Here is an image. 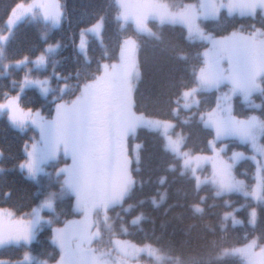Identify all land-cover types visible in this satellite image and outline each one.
<instances>
[{"label":"snow or ice","instance_id":"1","mask_svg":"<svg viewBox=\"0 0 264 264\" xmlns=\"http://www.w3.org/2000/svg\"><path fill=\"white\" fill-rule=\"evenodd\" d=\"M113 4L117 12L116 20L121 26L134 25L137 34L159 38L149 28V21L158 22L161 26L180 25L186 30L190 40H198L205 46L206 50L202 54L203 66L198 71L193 69L194 86L183 85L176 103L184 111H191L193 116L199 115V122L203 127L215 133L213 140L209 141L215 157H196L197 161H212V176L201 180L196 175L199 165L193 167L190 153L181 150L185 137L177 134L173 139L169 135V129H174L176 125L147 118L134 110L133 93L139 79V69L134 58L137 41L126 37L120 45L119 62L98 64L96 72L84 77L83 83L80 82L79 73L75 77V86L69 84L70 77H57L64 83V87L58 89H52L48 80L29 79L28 75H25L19 85L14 82L20 92L26 87L37 86L44 96L50 92L58 93L53 96L55 116L52 119H46L39 111L33 114L29 110L25 113L19 105V95L8 98L5 94L7 102L0 103V112L6 110L5 114L12 126L23 131L31 124L39 130V139L31 145L30 150L26 146L27 159L19 165L21 171H26L27 178L35 180L45 172L46 165L56 163L61 156L65 160L70 158L71 163L55 173L60 184L59 191L48 192L24 217L17 218L13 212L5 213L0 209V249L30 246L41 229L54 222L51 218L45 219L41 213L47 210L55 216L57 202L71 195L75 197V208L83 219L72 221L64 228L53 229L52 242L60 250L57 264H128L130 257H136L138 253L145 251L149 256L162 259L158 254L161 250L154 249L151 245L137 248L111 238L116 235L117 221L121 231L127 229L121 214L111 217L108 215L110 210L120 207L123 213L130 214L136 208L142 209L145 203L159 208L169 198L168 179L166 175H162L158 178L155 195L148 200H139L135 205L124 207L137 187H143V181L138 183L134 177V172L139 171V167L133 169L130 166L132 161L127 150L128 138L134 137L141 128L163 131L165 151L178 161H183L180 175L191 173L197 195L203 186H210L213 200L222 199L232 193H240L245 198L251 197L256 206L251 207L248 223L253 226L257 223V206L264 207V163L257 160V155L264 157V118L251 115L238 119L233 114L231 99L233 96H240L250 108H261L264 111V105H256L252 99L255 94L264 97V0H194L192 3L181 4H176L174 0H113ZM222 10L230 17H250L253 23L249 24L248 30L242 27L227 36L216 38L201 27V22L217 19ZM28 11L33 19L42 18L52 27L59 25L63 16L58 0H33ZM257 21L260 22V27L256 26ZM13 24L10 19L9 25ZM89 32L103 42V17L81 34L80 51L85 56L87 49L84 36ZM10 39L11 29L9 35H0V75H4L5 70L12 67L4 63L6 46ZM57 48L58 44L49 45L35 61L24 57L16 61L15 67L27 66L29 63L38 68L44 67ZM179 58L187 59L182 53ZM222 87H227L228 92L217 98L216 107L207 113H200L201 101L197 96L213 90L220 91ZM66 95H74V98L65 100ZM173 113L178 116L176 109ZM190 122L186 118L182 123ZM227 138L250 145L256 154L251 157L259 165L255 187L249 188L233 174L235 163L245 158L243 153L234 152L230 158L232 163L220 160L216 142ZM139 148L137 145V149ZM224 150L220 148L219 151ZM139 163L137 154V166ZM169 170H176L175 166H170ZM2 171L0 168V172ZM215 206L208 203L207 196L198 195L197 201L189 206V210L193 218L203 220ZM224 206L232 208L227 201H224ZM238 211L239 209H233L225 212L217 225L206 227L211 232H226L229 227L243 223L235 215ZM146 219L148 217L141 210L133 217L131 224L139 226ZM104 232L109 235L107 250L93 247L103 241ZM212 247H217L215 242ZM113 252L116 253L115 257ZM222 258H233L237 264H264V235L250 240L246 238L241 247L221 248L215 256L189 260L177 257L174 264H212L213 259ZM0 264H11V261L0 259ZM17 264H48V261L25 252Z\"/></svg>","mask_w":264,"mask_h":264},{"label":"trees","instance_id":"2","mask_svg":"<svg viewBox=\"0 0 264 264\" xmlns=\"http://www.w3.org/2000/svg\"><path fill=\"white\" fill-rule=\"evenodd\" d=\"M26 0H0V30L6 28L5 20L11 8L17 3ZM63 6V20L59 27L52 29L44 38L42 36L45 25L39 21L24 20L19 23L6 47V59L17 60L24 55L34 57L44 50L47 42L60 41L58 51L50 56V64L43 69L50 74L54 69L56 76H52L53 88H63L64 83L57 77H70L69 84L75 86L76 74H80V82L84 77L96 72L98 64L104 60H113L120 57V45L127 36H134L138 47V64L140 69L139 79L136 82L133 93L134 110L144 115L172 119L184 133L183 147L191 152L211 151L209 141L213 140V132L205 129L199 122V115L193 116L192 112H183L181 115L172 114L173 102L180 94L183 85L193 84V69L198 70L203 65L202 52L204 45L198 40H190L186 30L180 25L161 26L155 21H150L152 30L159 38L140 35L135 32L133 25H123L116 20V9L113 0H61ZM103 17L102 40L90 37L88 42V58L84 57L76 49V41L81 28L87 27L99 18ZM253 23L250 17L228 16L221 12L219 18L206 20L205 27L214 34L227 33L232 29L248 30ZM260 26V22H256ZM187 59H180L179 54ZM19 75L18 71L14 74ZM10 75H0V99L17 88L12 86ZM205 93L199 107V112L213 107L214 93ZM77 94V93H75ZM58 95V93H56ZM74 95H66L72 98ZM261 96L258 94V98ZM53 99L43 98L35 89L24 90L20 96V103L25 107H41L43 112L50 114L53 107ZM243 105V106H242ZM264 105V101L261 102ZM244 103H236L235 110L238 115H244L248 108ZM264 118V111L257 109ZM193 111H196L193 109ZM241 113V114H239ZM190 123H182L185 119ZM28 139L25 132L11 127L5 118H0V207L11 208L16 213H23L31 209L48 188L42 184L28 179L24 171L19 168V163L25 157L24 147ZM136 139L142 146L139 151L140 163H132L134 177L143 181V187L139 186L131 199L127 200L124 207L135 205L139 200H148L156 194L158 178L166 175L168 179L169 198L159 208H154L150 203H145L143 208H136L130 214L123 213L120 207L109 211V216L115 217L120 213L127 231L117 232L119 235H127L135 242L148 241L164 252L167 257L163 264H174L175 258L184 260L207 258L215 256L219 249L242 243L251 235L260 237L264 235V207L257 206V223L251 226L247 222L229 227L226 232H211L208 227L218 224L226 208L224 201L232 206L236 201L244 198L239 193H232L224 198L212 199L210 186H203L199 196H207L209 204H215L209 210L203 220L193 218L189 206L198 199L195 190V181L190 174L180 175V160L165 151L160 134L146 128L137 130ZM264 142V141H263ZM244 148L247 146L242 144ZM218 149V148H217ZM252 164V163H251ZM175 166L176 170H169ZM250 170V162L243 159L235 166L239 174L242 167ZM54 188L57 187L54 185ZM230 200V201H228ZM59 209L63 216L72 214L70 199H61ZM183 205V206H181ZM66 210V211H65ZM143 211L148 219L139 226L132 225L134 216ZM239 214L245 216L246 211L241 209ZM116 228H120L119 221ZM51 228L44 226L37 234L36 239L28 248L37 256L49 261L57 258L58 249L51 241ZM213 242L217 247L213 248ZM26 247H7L0 250V257L22 259L21 256ZM171 257V258H168ZM12 264V263H11ZM17 264V263H15ZM212 264H237L233 258L213 259Z\"/></svg>","mask_w":264,"mask_h":264},{"label":"rangeland","instance_id":"3","mask_svg":"<svg viewBox=\"0 0 264 264\" xmlns=\"http://www.w3.org/2000/svg\"><path fill=\"white\" fill-rule=\"evenodd\" d=\"M32 2H33V0H26V1L17 2V3L11 8V10H10V12H9V14H8V16H7V18H6V20H5L6 28H5L4 30H0V35H9L10 29H11V35H12V33H13L15 27H16L19 23H21L22 21H24V20H29V21H42V22H44L45 25H46V30H45V31L43 32V34H42V36H43L44 38L47 36V34H48V32H49L50 30H52L53 28H57V27H59V26L61 25L62 20H63V16H64L63 6H62V1H61V0H58V3H59V5H60L61 11L63 12V16H62V19H61V22L59 23V25H57V26H55V27H52L50 23L45 22L42 18H40V19H33V18H32L31 13L28 11L29 5H31ZM174 2H175L176 4H181V3H192V2H194V0H174ZM14 9H15V15H13V10H14ZM222 11H224V12L226 13L225 10H222ZM222 11H221V12H222ZM226 14H227V13H226ZM18 18H19V19H18ZM10 19L14 22L13 25H9V21H10ZM99 19H100V18H99ZM99 19H98V20H99ZM98 20H96L94 23L90 24V25L87 26V27L81 28V30L79 31V33H78V38H77V41H76V49H77L81 54H82V52L80 51V44H81V38H82V37H81V34H82V32H83L85 29H89V28H91L93 25H95V24L98 22ZM209 20H215V19H209ZM205 21H206V20H203V21L201 22V27H202L206 32L211 33L212 35H214L216 38H222V37H224V36L229 35V34H230L231 32H233V31H237V30H239V29H232V30L228 31L227 33H223V34H214V33H212L210 30H208V29L205 27ZM156 23H158V22H156ZM133 26H134V25H133ZM148 26H149V28L153 29V28L151 27V25H150V21H149V23H148ZM256 26H257V27H260L259 25H256ZM89 36H91V37H95V38L100 42V39H99L96 35H94L93 33L89 32V33H87V34L84 36V42H85V45H86V49H87V47H88ZM127 37H132L133 39L136 40V38H135L134 36H132V35H131V36H127ZM125 38H126V37H125ZM125 38H124V39H125ZM136 41H137V40H136ZM57 44L60 46V41H56V42H47L46 45H45V49H46L49 45H57ZM7 45H8V43H7ZM6 47H7V46H6ZM45 49H44V50H45ZM44 50L41 51L38 55H36V56H34V57H32V58H31V57H28L27 55H24V56H22L21 58H19V59H17V60L9 61L8 59H5L4 63H5V64H10V65H12V67L6 69L4 75H9L13 70H18V71H20V74H21L20 79H17V78L15 79V78L13 77V80H14L15 82H17L18 85L21 84V83L23 82L25 75H28V76H29V79H35V80H48L49 85H50V87H51L50 80H51V77H52V76H53V77L56 76V72H55V70H54V69H51L50 75H48L47 73H44V72L42 71L43 69L47 68L48 65L50 64V62H49V61H50V57H49V59H48V61H47L46 66H44V67H39V68H38V67H36V66H35L34 64H32V63H29L27 66H23V65H22V66H20L19 68L15 67V63H16V61H19V60L23 59L24 57H28L30 61H35V60H36V59H37V58H38V57L44 52ZM137 50H138V47H137L136 50H135L134 58H135V60H136V63H137V65H138V69H139V64H138V51H137ZM205 50H206V48H205V46H204L203 49L201 50L202 54H203V52H204ZM57 51H58V48H57L56 52H57ZM56 52H55L53 55H51V56H54V55L56 54ZM119 53H120V51H119ZM5 55H6V51H5ZM83 55H84V54H83ZM84 56H85V55H84ZM85 57H88V52H87V55H86ZM119 59H120V57H119L118 59H116V60H104L101 64H103V63H117V62H119ZM202 66H203V65H202ZM202 66H201V67H202ZM39 71L42 72V73H39ZM139 75H140V69H139ZM136 82H137V81H136ZM32 87L37 88L38 91H39V93L41 94V91H40V88H39V87H37V86H32ZM26 88H27V87H26ZM18 89H19V87H18ZM225 92H228V88H227V87H222V89H221L220 91H216V90H215V94H214V100H215V103H214L213 107L210 108V109H208L207 111H205V112H203V113H207V112L210 111L211 109L215 108V107H216V103H217V98L220 97V96H221L223 93H225ZM20 93H21L20 90H18L17 92H15V93H13V94L7 95V97H8V98H12V97H16L17 95L20 96ZM41 95H42V94H41ZM73 98H74V97H72V98H65V97H64L65 100H70V99H73ZM200 98H202V95L197 96V99H198V100H199ZM252 99H253V101H254V103H255L256 105H261V102L264 101V97L257 98L256 95H254V96L252 97ZM236 100L238 101V103H239V102H240V103H244V101H243V98L240 97V96H233L232 99H231V105H232V109H233V114H234L238 119H245V118H247V117H249V116H251V115H257V116H260L259 112H258L257 110H255V109H252V110L247 111V112H249V113H248L247 115H245V116H240V115H238V113L235 112V109H234V105H235V101H236ZM6 102H7V101H6L5 97H4L3 99H0V103H6ZM182 104H183V101L181 100V101H180V105L182 106ZM19 105H20V107L24 110L25 113H28L29 110H31V112H32L33 114H34L35 112L39 111V112L41 113V115H43L46 119H52V118H54V116H55V102H54L53 111H52L51 114H46V113H44L43 110H42V108H40V107H37V108L24 107V106H22V105L20 104V102H19ZM247 105H248V104H247ZM242 106H243V105H242ZM248 106H249V105H248ZM179 107H180V106L177 105V107H176V111L178 110ZM5 112H6V110H5ZM5 112H0V116H4L5 119H6V121L9 123V125H10L11 127H13L12 124L10 123L9 119H8V116L5 114ZM247 112H246V113H247ZM137 114H141V113H138V112H137ZM145 116H146L147 118H151V119H159V120L167 121V122H170V123L174 124L173 121L170 120V119H164V118H159V117H154V116H149V115H145ZM13 128H15V127H13ZM15 129H17V128H15ZM175 129H177V128H175ZM175 129H169V135H171V136L173 137V139L176 138V135H177V134H181V135H183L181 131H179V130H175ZM17 130H19V129H17ZM20 131H21V130H20ZM22 132H27L28 135H29V136H28L29 139H28L27 142L25 143V148H26V146H27L28 149L30 150V149H31V145H32L33 143H35V142L39 139V130H38L37 128H35L34 126H32L31 124H29V126H28L27 128H25ZM158 132H160L161 135H162L163 138H164L163 131L161 130V131H158ZM135 135H136V134H135ZM214 135H215V133L213 132V138H214ZM183 136H184V135H183ZM130 138H132V141H131V150H132V153H133L134 158L136 159V157H137V153H138L137 145L140 146V144L135 140V136H134V137H129L128 140H127V150L129 149V148H128V143H129ZM262 142H263V141H262ZM225 145H226V147H225ZM244 145L247 146V149L243 147L242 143H240L239 140H236V139H234V138H227V139H225V140H223V141H217V142H216V150H217V152L219 153V158H220V160H222V161H224V162H226V163H232V160H231L230 158L232 157V155H233L234 152H240V153H243V154H244V157H245V158H241V159H239V160L235 163V165H234V167H233V174L235 175V177H236L238 180H242V181H244L245 185H247L249 188H252V187H255L256 182H257V179H258V169H259V165L257 164V160H260L262 163H264V157H261V156L257 155V160H253L251 157H252L253 155H256V154L253 153V151H252L250 145H247V144H244ZM164 146H165V138H164ZM217 148H218V149H217ZM220 148H224L225 150H224L223 152H220V151H219ZM181 150H182L183 152H188V153H190L191 158H192V166H193V167H196L197 164L199 165V167H197L196 175H198V176L201 178V180H204L205 177L210 178V177L212 176V172H213L212 161H211V160H204V159H200L199 161L196 160V157H201V158H203V157H215L216 154L213 153L212 149H211V151H202V152H194V153H192V152H189L187 149H185V148L182 146ZM24 151H25V150H24ZM24 154H25V157L23 158V160H22L18 165H20L21 163H23V162L27 159L26 151H25ZM128 155H129L130 160H132V157H131V155L129 154V151H128ZM243 159L246 160V163L251 162L252 165H251L250 171L244 166V167L241 169L242 174H238V173L235 171V166H236V164H237L239 161H241V160H243ZM70 163H71L70 158L67 159V160H65V158H63V157L61 156V157L59 158V160H58L56 163L46 165V166H45V172L42 173V174H40V175H39L35 180H33V181H37V182H39V183L42 184L41 180L49 181V180L52 179V178H56V175H55L56 171H57L59 168H61V167H65L66 164H70ZM182 163H183V161L180 160V165H182ZM130 166H131V165H130ZM24 172H25V175H26V177H27V173H26V171H24ZM45 173L50 174V175H47V174H45ZM189 174L191 175L190 172H189ZM248 174H250L249 179H248V177H247ZM50 191H54V190H48V192H50ZM58 191H59V190H58ZM58 191H54V192H58ZM48 192H46V194H47ZM46 194H44V195L41 197V199H39V201H38V202H37L32 208L36 207V206L40 203V201H42V200L44 199V196H45ZM241 195H242V194H241ZM242 196H243V195H242ZM243 197H244V196H243ZM72 198H73V206H74V210L76 211V213L73 214V215H70V216H63L64 218H63L61 221H57V220H56V217L58 216V212H57V210H56V214H55V216H52V214L48 213L47 210H45L44 212L41 213V215L44 216L45 219H50V218H51V219H53V221H54L51 225H49V226L51 227V231H52V233H51V241H52V237H53V229H55V228H64L66 224H68V223H70V222H72V221H80V220L83 219L81 213L78 212V211L76 210V208H75V204H76L75 197L72 196ZM228 201H230V200H228ZM252 206H256V205H255V202L251 200V197H248V198H245V197H244V198H242L241 200L236 201L235 204L232 206V208H228L227 210L224 211V213H225V212H231L233 209H239V210L244 209V210L246 211L245 216L239 214L238 212H236L235 215H236L237 219H239V220L242 221L243 223H244V222H247V223H248V220H249V213H250V211H251V207H252ZM32 208H31V210H32ZM0 209L4 210L5 213H7V212H9V211H10V212H13V210H12L11 208H6V207H2V206H1ZM31 210H29L28 212L23 213V214H17V213H15V212H13V213L15 214V216H16L17 218H19V217H24L27 213H30ZM224 213H223V214H224ZM108 215H109V213H108ZM248 224H249V223H248ZM250 225H251V224H250ZM251 226H253V225H251ZM107 236H108V237H107ZM111 238H112V239H119V240H121V241L127 242L128 244L134 245V246H136L137 248H143L145 245H151L154 249H158L155 245L149 243L148 241L138 243V242H135V241L131 240V239H130L129 237H127V236H116V235H114V236H112ZM253 238H257V237H256L255 235H251V236H249L247 239L250 240V239H253ZM106 239H109V235H108L107 232H104V233H103V240H106ZM244 243H245V241L242 242V243H239V244H234V245L228 246V247H226V248H230V247H233V246H235V247H241V246H243ZM56 247L58 248L57 245H56ZM93 247H97V248H100V249H103V250H107V248H108L109 246H107V244L104 243V245H103V244H94ZM58 250H59V248H58ZM256 251H259V249H256ZM25 252H29L31 255L36 256V257L39 258V259H44V258H42V257H39V256L35 255V254H34L29 248H27V249L24 250L23 256H24ZM158 254L161 255L163 258L160 259V260H158V259L156 258V256H149V254H148L147 251H145V252H140V253L137 254L136 257H130L129 260H128V264H163L164 261L167 260V259L164 258V257H167V255H166L164 252H162V251H161L160 253H158ZM115 256H116V253L113 252V257H115ZM22 258H23V257H22ZM168 258H169V257H168ZM0 259H3V260H5V261H11L12 264H15V263H17V261L21 260V259H15V258H10V257H0ZM59 259H60V250H59V256H58L55 260H53V261H49V260H47V259H44V260H47V261H48V264H57V262L59 261ZM172 261H174V260H171V259H170V262H172ZM172 263H173V262H172Z\"/></svg>","mask_w":264,"mask_h":264}]
</instances>
